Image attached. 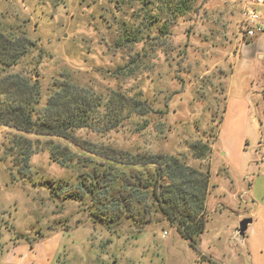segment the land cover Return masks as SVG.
Listing matches in <instances>:
<instances>
[{
  "label": "rangeland",
  "instance_id": "rangeland-1",
  "mask_svg": "<svg viewBox=\"0 0 264 264\" xmlns=\"http://www.w3.org/2000/svg\"><path fill=\"white\" fill-rule=\"evenodd\" d=\"M176 1L0 0V23L36 44L12 72L39 82V109L62 73L102 105L112 94L128 104L113 129L95 122L98 130L74 134L86 148L82 155L67 145L77 158L113 150L209 168L204 232L194 247L160 220L150 199L148 217L109 222L110 214L76 189L85 159L62 168L50 160L47 139L28 137L35 154L22 178L10 150L17 133L0 126V264H264L263 235L252 254L251 228L245 244L234 233L250 215L264 232L262 41L257 50L250 44L258 38L246 43L240 34L246 0H193L182 14L172 11ZM145 18L154 21L145 44L122 48L124 28L134 34ZM196 144L210 145L212 154L196 159ZM137 170L143 178L153 172Z\"/></svg>",
  "mask_w": 264,
  "mask_h": 264
},
{
  "label": "trees",
  "instance_id": "trees-1",
  "mask_svg": "<svg viewBox=\"0 0 264 264\" xmlns=\"http://www.w3.org/2000/svg\"><path fill=\"white\" fill-rule=\"evenodd\" d=\"M192 2L193 0H177L172 11L186 13ZM144 21L146 24L139 26L133 31L134 34L124 28V40L120 45L122 48L145 44L144 41L150 35L149 27L154 21L147 22V18ZM5 29L0 23V126L17 133L10 140V150L15 153L13 165L17 167V174L23 178L30 171L35 142L28 137H34L37 143L40 139H47L50 160L62 168H71V165L85 159L80 168L86 169V172L81 169L77 171L76 189L84 192L90 203L96 205L102 214H110L109 222L114 221V218L131 222L138 215L148 217L150 212L144 210L143 206L145 208L144 203L150 199L153 212L159 215L160 220L175 228L193 248L195 239L204 232L209 168L196 169L179 158L168 155L138 156L121 151L115 153L113 150L111 155L88 152L98 157L96 159L81 156L77 158V154L72 153L67 145L76 148L82 155L86 154V148L77 144L74 134L88 128L98 130L95 122L106 123V129H113L124 119L123 114L128 104H124L117 94H112V98L102 105L100 97L90 88L82 86L70 74L62 73L58 79L53 80L51 93L43 108L39 109V82L12 72L35 49L36 44L24 33H17L13 27ZM142 50L143 48L140 51ZM101 106L104 110L100 115L98 109ZM216 136L215 134L213 141ZM53 139L62 140L66 145H54L51 142ZM211 148L207 144H196L192 146V152L196 159H204L212 154ZM148 167L153 172L145 173L143 178V173L137 169ZM163 178L168 181L164 186L160 182ZM58 188L57 190L63 189L61 186ZM92 215L95 216L93 213Z\"/></svg>",
  "mask_w": 264,
  "mask_h": 264
},
{
  "label": "built area",
  "instance_id": "built-area-1",
  "mask_svg": "<svg viewBox=\"0 0 264 264\" xmlns=\"http://www.w3.org/2000/svg\"><path fill=\"white\" fill-rule=\"evenodd\" d=\"M264 0H246L240 34L247 40L264 34Z\"/></svg>",
  "mask_w": 264,
  "mask_h": 264
},
{
  "label": "crops",
  "instance_id": "crops-1",
  "mask_svg": "<svg viewBox=\"0 0 264 264\" xmlns=\"http://www.w3.org/2000/svg\"><path fill=\"white\" fill-rule=\"evenodd\" d=\"M264 19V18H263ZM256 38H258V40H256L255 41V43H252V44H250V45H254V48L255 49H259L260 50V48H261V46H258L259 45V43H260V41H262V49L259 51V53H262L263 52V48H264V34L263 35H260V36H258V37H256ZM255 39V38H254ZM260 40V41H259ZM253 41V39H251V40H248V41H246V43H250V42H252ZM245 46H247V45H245ZM255 52H256V50H255ZM257 53V52H256ZM251 217H252V224L251 225H249L248 226V230H249V228H251V231H250V233H249V244H250V246H251V252H252V254H253V250H254V247H253V245L256 247V245H257V243H258V241H259V239H260V237L263 235V237H264V232L262 231V229H261V226L263 225L261 222H259V225L260 226H258L257 227V223H258V220H256L255 222H254V217H253V215H250ZM258 218V215L257 216H255V219H257ZM256 225V226H255ZM245 241H246V239H245ZM244 244H245V242H244ZM254 255H255V253H254Z\"/></svg>",
  "mask_w": 264,
  "mask_h": 264
},
{
  "label": "water",
  "instance_id": "water-1",
  "mask_svg": "<svg viewBox=\"0 0 264 264\" xmlns=\"http://www.w3.org/2000/svg\"><path fill=\"white\" fill-rule=\"evenodd\" d=\"M252 224V218H244L242 219L238 227L235 229V235L238 237V240L241 244H244L246 239V231L248 229V226Z\"/></svg>",
  "mask_w": 264,
  "mask_h": 264
}]
</instances>
